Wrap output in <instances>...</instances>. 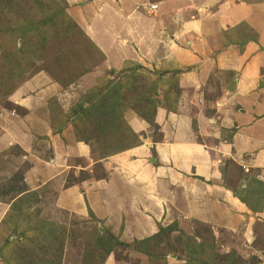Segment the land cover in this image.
Returning a JSON list of instances; mask_svg holds the SVG:
<instances>
[{
  "label": "crops",
  "instance_id": "obj_1",
  "mask_svg": "<svg viewBox=\"0 0 264 264\" xmlns=\"http://www.w3.org/2000/svg\"><path fill=\"white\" fill-rule=\"evenodd\" d=\"M64 1L68 16L111 67L138 68L159 78L158 98L164 99L170 84L172 94L166 107H156L158 133L130 116L126 122L135 143L101 153L77 138L71 124L54 128L47 100L56 90L53 84L42 89L28 82L26 88L33 85L31 91L38 89L46 99L31 110L21 105L35 115L33 132L52 140L49 159L30 155L31 175L39 173L31 178L34 185L46 187L50 175L64 188L63 203L86 206V214L93 212L128 248L194 214L217 213L249 233V222L241 218H252L251 210L220 186L218 176L230 159L247 171L259 170L256 177L264 183V0ZM75 159L82 164L71 163ZM62 169L81 171V178L66 185ZM212 193L222 198L212 199ZM197 199L211 203L191 210L188 204ZM256 214L264 221V197ZM128 248H123L130 251L128 259L116 261L111 254L105 264H135L134 257L137 264H150L147 255ZM168 264L185 263L172 257Z\"/></svg>",
  "mask_w": 264,
  "mask_h": 264
},
{
  "label": "rangeland",
  "instance_id": "obj_2",
  "mask_svg": "<svg viewBox=\"0 0 264 264\" xmlns=\"http://www.w3.org/2000/svg\"><path fill=\"white\" fill-rule=\"evenodd\" d=\"M71 19L64 0H0V264H105L111 254L116 261L128 259L120 234L103 227L90 210L86 214L83 204L75 208L70 203L72 209L63 203L64 188L54 185L50 175L46 187L31 180L39 173L31 175L30 155L49 159L52 140L31 128L35 115L26 105L32 109L46 98L26 86L32 80L42 89L53 84L56 90L47 100L54 128L71 124L77 138L91 141L101 153L135 143L126 122L130 116L144 119L148 130L158 133L156 107L169 104L173 86L158 98V77L138 68L115 70ZM62 170L66 185L81 178V171ZM93 171L96 175L100 168ZM256 176L259 170L247 171L230 159L218 176L220 186L251 210L252 218H241L249 222V233L219 220L217 213L194 214L161 227L148 240L133 241L138 249H128L147 255L151 264H168L172 257L185 264H264V221L256 218L264 183ZM214 198L222 197L212 193ZM210 203L197 199L188 205L195 210ZM132 261L137 264L138 258Z\"/></svg>",
  "mask_w": 264,
  "mask_h": 264
},
{
  "label": "trees",
  "instance_id": "obj_3",
  "mask_svg": "<svg viewBox=\"0 0 264 264\" xmlns=\"http://www.w3.org/2000/svg\"><path fill=\"white\" fill-rule=\"evenodd\" d=\"M154 236H155V235H154ZM152 237H153V236H152ZM150 238H151V237H150ZM150 238H148V239H150ZM148 239H147V240H148ZM144 240H145V239H144ZM144 240H142V241H144ZM122 245L128 247L129 244H122ZM136 245H137V244L134 243V246L136 247V249H138V246H139L140 244H138L137 246H136ZM108 252H109V251H108ZM147 257H148V256H147ZM148 259H149L148 262H149L150 264L153 263L152 260L150 259V257H148Z\"/></svg>",
  "mask_w": 264,
  "mask_h": 264
},
{
  "label": "built area",
  "instance_id": "obj_4",
  "mask_svg": "<svg viewBox=\"0 0 264 264\" xmlns=\"http://www.w3.org/2000/svg\"><path fill=\"white\" fill-rule=\"evenodd\" d=\"M152 9H155V7H153L152 5L150 6Z\"/></svg>",
  "mask_w": 264,
  "mask_h": 264
}]
</instances>
